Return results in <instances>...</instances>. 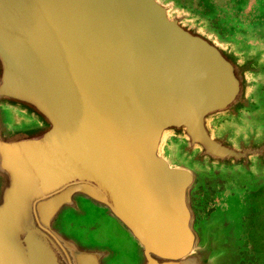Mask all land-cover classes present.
<instances>
[{
  "label": "water",
  "instance_id": "1",
  "mask_svg": "<svg viewBox=\"0 0 264 264\" xmlns=\"http://www.w3.org/2000/svg\"><path fill=\"white\" fill-rule=\"evenodd\" d=\"M181 0H0V264H240L203 181L264 180V28Z\"/></svg>",
  "mask_w": 264,
  "mask_h": 264
},
{
  "label": "flooded vegetation",
  "instance_id": "2",
  "mask_svg": "<svg viewBox=\"0 0 264 264\" xmlns=\"http://www.w3.org/2000/svg\"><path fill=\"white\" fill-rule=\"evenodd\" d=\"M200 10L208 17L212 27L226 38L236 40L241 47H254L259 43L249 36V29L264 28V0H199ZM216 190L206 185L195 191L192 198L194 211L198 217L209 213L228 196L239 194L247 187L235 182H226ZM242 264H255L244 256Z\"/></svg>",
  "mask_w": 264,
  "mask_h": 264
},
{
  "label": "rangeland",
  "instance_id": "3",
  "mask_svg": "<svg viewBox=\"0 0 264 264\" xmlns=\"http://www.w3.org/2000/svg\"><path fill=\"white\" fill-rule=\"evenodd\" d=\"M181 1L190 9L205 15L197 4L199 0ZM249 36L251 37L250 33ZM261 95L264 98V81ZM261 116L262 119L256 121V124H264V111ZM226 182H235L238 186L247 188L242 189L237 196H228L203 217L209 215L216 207L225 208L230 214L229 220L235 224L234 242L239 263L242 264L245 256L255 264H264V180L255 183H242L237 179L222 182L208 180L206 184L216 190L217 185L224 189L222 186ZM204 183L203 181L201 184L205 185Z\"/></svg>",
  "mask_w": 264,
  "mask_h": 264
},
{
  "label": "crops",
  "instance_id": "4",
  "mask_svg": "<svg viewBox=\"0 0 264 264\" xmlns=\"http://www.w3.org/2000/svg\"><path fill=\"white\" fill-rule=\"evenodd\" d=\"M229 39H231V38H229ZM232 40H234V39H232ZM236 41V40H235ZM237 42V41H236ZM238 43V42H237ZM239 44V43H238ZM240 46V45H239ZM241 47V46H240ZM206 185L207 184H205V185H203V184H199L198 186H197V188H196V190H198L200 187L201 188H205L206 187Z\"/></svg>",
  "mask_w": 264,
  "mask_h": 264
}]
</instances>
